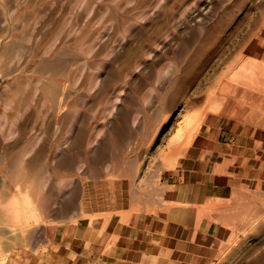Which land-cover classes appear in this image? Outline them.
Masks as SVG:
<instances>
[{"label":"rangeland","instance_id":"1","mask_svg":"<svg viewBox=\"0 0 264 264\" xmlns=\"http://www.w3.org/2000/svg\"><path fill=\"white\" fill-rule=\"evenodd\" d=\"M104 213L264 264V0H0V264Z\"/></svg>","mask_w":264,"mask_h":264},{"label":"crops","instance_id":"2","mask_svg":"<svg viewBox=\"0 0 264 264\" xmlns=\"http://www.w3.org/2000/svg\"><path fill=\"white\" fill-rule=\"evenodd\" d=\"M203 179L196 185L210 186ZM182 181L188 188L190 177ZM202 216L197 222L203 223ZM192 224L184 213L87 215L58 223L50 233L48 253L40 260L45 264H179L190 236L196 235L189 230L197 228Z\"/></svg>","mask_w":264,"mask_h":264}]
</instances>
